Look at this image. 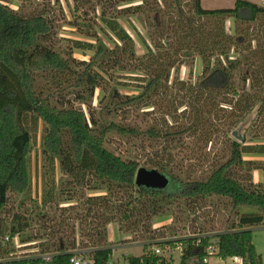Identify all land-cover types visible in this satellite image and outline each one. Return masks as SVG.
Instances as JSON below:
<instances>
[{"label":"trees","instance_id":"1","mask_svg":"<svg viewBox=\"0 0 264 264\" xmlns=\"http://www.w3.org/2000/svg\"><path fill=\"white\" fill-rule=\"evenodd\" d=\"M141 3L133 11L148 17L149 42L142 39L146 46L142 57H135L132 37L110 17L104 22L122 46L114 50L101 46L91 63L80 64L82 71L50 43L52 24L46 15L24 16L0 3V241L28 229L34 216L33 208L27 210L30 218L18 217V226L26 223L16 229L6 225L1 213L11 194L29 192L33 180L29 123L40 122L44 126L42 174L48 191L41 203L46 214L37 215L43 234L36 237L47 238L41 243V253H54V264H72L76 250H91L94 264H109L113 249L107 228L111 224L117 225L122 244L143 243V255L127 256L123 264H167L164 257L152 254L154 247L162 251L182 249L180 264H201L206 257L263 264L253 245L251 228L264 226V180L253 181L255 170L264 171V167H254L244 156L264 155V144L230 142L229 152L223 149L213 157L198 150L203 156L199 158L213 162L206 177L183 181L165 174L170 178L166 189L139 188L138 162L114 154L106 143L112 134L138 138L142 132L113 122L101 125L75 104L88 102L97 88L108 85L105 77L133 73L140 75L142 95L122 97L114 90L111 105L103 110L109 113L141 105L158 109L166 131H145L156 141L164 136L172 144L179 135H188L197 146L208 149L232 133L256 107L258 123L254 128L264 136V7L246 0H237L232 9L213 11L205 10L201 0ZM232 19L231 30L227 22ZM76 45L79 49L82 46ZM86 48L94 50L91 44ZM198 58L203 64L202 78L196 84L177 79L171 85L172 75L182 67L192 74ZM58 168L67 178L58 195L59 201L69 203L67 207H60L55 193ZM214 199L228 204L238 216L227 232L213 238L156 242L160 237L152 229L155 218L181 203L193 208ZM54 204L59 214L52 218L47 210ZM241 208L255 212L240 215ZM54 236L64 242H56ZM211 247H215V256L208 253ZM5 264L43 261L38 257Z\"/></svg>","mask_w":264,"mask_h":264},{"label":"rangeland","instance_id":"2","mask_svg":"<svg viewBox=\"0 0 264 264\" xmlns=\"http://www.w3.org/2000/svg\"><path fill=\"white\" fill-rule=\"evenodd\" d=\"M202 7L205 10L213 11L214 9H232L237 0H201ZM256 3L264 7V0H246ZM1 4H6L12 10L26 16L46 15L49 23L52 24V33L49 36L50 43L56 48L57 52L63 57L70 58L74 62V66L82 71L80 64L91 63L95 57L96 51L101 46L108 50H114L122 46L109 29L105 19L113 18L120 22L121 26L132 37L135 42V57L139 58L146 52V46L142 39L148 40V17L146 14H134L133 9L141 5V0H0ZM104 18L102 19V16ZM234 19L227 22V28L233 29ZM76 43H81V48H77ZM87 44H91L94 50L86 48ZM203 64L201 58L196 60L194 71L191 74L189 68L182 67L180 71L172 75L171 85L177 79H182L196 84L202 78ZM140 76V75H139ZM138 75L133 73H118L109 80L105 79L108 85L102 84L96 89L93 97L86 103H76L75 106L82 109L87 116L94 117L102 125L103 122H113L119 126H125L130 129L142 132L138 138L126 135L112 134L108 136L106 147L108 150L121 156L127 160H135L138 162L140 169L145 168L149 171L155 170L164 174L173 175L183 181L199 180L206 177L211 171L212 160L205 161L202 155H198V150L211 153V157L221 150L229 152L230 142H239L250 146L264 144V136L254 128L258 123V108L256 107L252 114L241 121L229 133L228 136H222L217 139V145H209L208 149H203L195 144L192 137L179 135L180 137L170 143V139L161 136L159 141L150 138L145 131L155 128L162 134L166 131L165 125L161 122L158 109L153 107L146 108L143 105L137 108H118L107 113L103 108L110 104V96L114 90L122 97L139 98L143 93L138 82ZM109 81V82H108ZM171 91H169V96ZM67 98L72 99L68 93ZM171 99V97H170ZM156 100V99H155ZM111 107V106H110ZM29 129L32 135L31 143V174L33 175L32 185L26 195L11 194L10 202L7 208L3 210L2 218L7 226L11 228L15 225L22 228L26 223L23 221L22 226H18L22 215L28 217L26 211L30 208L34 209V216L30 218L29 228L21 234L6 238L0 241V264L12 262V260L38 258L42 255L41 243L47 238H37V234H43L39 228V220L37 215L46 214L41 206L42 201L47 197V181L42 174V166L44 158L42 156L44 144V126L42 123L30 122ZM234 132L243 138L239 140L233 137ZM244 142V143H243ZM172 145V146H171ZM171 147V148H170ZM169 153V154H167ZM171 153V154H170ZM221 154V153H220ZM171 155V156H169ZM246 162L264 167V155L262 154H246L244 156ZM168 168L163 170L162 167ZM166 175V176H167ZM168 177V176H167ZM259 177L263 179H258ZM169 178V177H168ZM65 177L57 170V185L55 193L57 201H59V191L62 184L66 182ZM170 180V178H169ZM262 180V181H258ZM264 180V171L255 170L253 173L254 183H262ZM61 199V198H60ZM56 201V202H57ZM55 202V204H56ZM60 207H67L69 203L59 201ZM47 210L53 218L55 214H59L56 205ZM172 210L166 214L157 217L152 222L154 229L160 237L156 242L162 243L167 240H179L181 238L210 236L215 237L219 233L229 230L232 224H236L238 216L232 212V208L225 202H217L216 199L202 201L196 207H185L184 203L171 208ZM255 212L250 208H241L238 213L248 214ZM22 216V217H23ZM46 217L44 218V220ZM42 222V221H41ZM108 240L110 247L113 249L112 261L122 263L127 256L140 257L143 255V243H125L122 244V235L116 224H111L107 228ZM253 230V245L256 251L262 256L264 264V226L256 225L251 228ZM59 235V234H58ZM60 244L64 242L56 236L52 237ZM82 251V250H76ZM179 262V255L174 256ZM209 264H239L232 259L222 260L217 257H211Z\"/></svg>","mask_w":264,"mask_h":264},{"label":"built area","instance_id":"3","mask_svg":"<svg viewBox=\"0 0 264 264\" xmlns=\"http://www.w3.org/2000/svg\"><path fill=\"white\" fill-rule=\"evenodd\" d=\"M182 251H183L182 249H178L174 251L170 249L169 247L163 251L156 247H154L151 250L153 255L164 257L167 264H180V258L182 255ZM91 252H92L91 250H82V251L74 252L75 256L72 258L71 263L72 264H94V257ZM208 253L210 256H215L216 254L215 247H211L210 249H208ZM176 254L180 256L179 262H177V260L174 257ZM54 257H55L54 253L44 254V255L39 256V258H41V260L43 261V264H54L53 263ZM237 260L238 259H233L234 262ZM209 261H210V257H206L203 259L201 264H209L210 263ZM109 264H114V262L112 261V257H111V261ZM116 264H123V263L117 262ZM157 264H162V262L160 261Z\"/></svg>","mask_w":264,"mask_h":264},{"label":"water","instance_id":"4","mask_svg":"<svg viewBox=\"0 0 264 264\" xmlns=\"http://www.w3.org/2000/svg\"><path fill=\"white\" fill-rule=\"evenodd\" d=\"M233 137L243 140V138L238 135V132H234ZM136 184L139 188L145 187L153 190H163L169 186L170 180L162 172L160 173L155 170L149 171L145 168H142L138 171Z\"/></svg>","mask_w":264,"mask_h":264},{"label":"crops","instance_id":"5","mask_svg":"<svg viewBox=\"0 0 264 264\" xmlns=\"http://www.w3.org/2000/svg\"><path fill=\"white\" fill-rule=\"evenodd\" d=\"M258 179H263V178L259 177ZM258 181H262V180H258ZM237 262H239V264H242V261L240 259H238Z\"/></svg>","mask_w":264,"mask_h":264}]
</instances>
